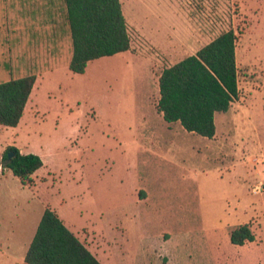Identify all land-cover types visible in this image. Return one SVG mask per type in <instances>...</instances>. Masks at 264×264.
Segmentation results:
<instances>
[{
    "label": "rangeland",
    "instance_id": "obj_1",
    "mask_svg": "<svg viewBox=\"0 0 264 264\" xmlns=\"http://www.w3.org/2000/svg\"><path fill=\"white\" fill-rule=\"evenodd\" d=\"M121 2L131 48L75 73L65 0H0V82L38 79L0 159L44 161L31 185L0 166V264H28L47 206L104 264H264V0ZM230 29L240 93L217 135L167 122L163 70Z\"/></svg>",
    "mask_w": 264,
    "mask_h": 264
},
{
    "label": "trees",
    "instance_id": "obj_2",
    "mask_svg": "<svg viewBox=\"0 0 264 264\" xmlns=\"http://www.w3.org/2000/svg\"><path fill=\"white\" fill-rule=\"evenodd\" d=\"M73 40L69 67L85 73L89 62L131 48V36L121 0H65ZM237 40L234 29L222 32L196 54L166 67L159 78V112L167 122H181L190 132L214 138L215 116L227 112L238 99ZM35 74L0 82V125L21 122L35 86ZM14 155L9 159V153ZM6 161L5 164H3ZM14 172L25 185L44 165L39 154L24 153L17 146L6 149L0 166ZM249 223L231 232V241L244 245L254 241ZM28 264H103L72 231L58 212L47 206L27 250Z\"/></svg>",
    "mask_w": 264,
    "mask_h": 264
},
{
    "label": "crops",
    "instance_id": "obj_3",
    "mask_svg": "<svg viewBox=\"0 0 264 264\" xmlns=\"http://www.w3.org/2000/svg\"><path fill=\"white\" fill-rule=\"evenodd\" d=\"M55 70H57V69H55ZM53 71H51V73H52ZM38 83V79L36 80V83H35V86H36V84ZM34 86V87H35ZM160 88V87H159ZM33 90H34V88H33ZM32 94H33V91H32ZM32 94H31V96H30V98L32 97ZM29 101H30V99H29ZM29 101H28V103H27V106H28V104H29ZM27 106H26V108H27ZM217 113H219V112H217ZM216 113V114H217ZM217 135V134H216ZM35 176V174L33 175V177ZM55 210V209H54ZM69 227V226H68ZM70 228V227H69ZM71 229V228H70ZM72 230V229H71ZM249 242H251V241H249ZM91 250V249H90ZM92 251V250H91ZM93 252V251H92ZM94 253V252H93ZM95 254V253H94ZM96 255V254H95ZM97 256V255H96ZM98 257V256H97ZM98 259H99V257H98ZM100 260V259H99ZM101 261V260H100ZM102 262V261H101ZM103 263V262H102ZM233 263H235L234 261H232V264ZM104 264V263H103ZM237 264V263H236Z\"/></svg>",
    "mask_w": 264,
    "mask_h": 264
},
{
    "label": "water",
    "instance_id": "obj_4",
    "mask_svg": "<svg viewBox=\"0 0 264 264\" xmlns=\"http://www.w3.org/2000/svg\"><path fill=\"white\" fill-rule=\"evenodd\" d=\"M13 155H14V153L13 152H10L9 153V159L12 158Z\"/></svg>",
    "mask_w": 264,
    "mask_h": 264
},
{
    "label": "built area",
    "instance_id": "obj_5",
    "mask_svg": "<svg viewBox=\"0 0 264 264\" xmlns=\"http://www.w3.org/2000/svg\"><path fill=\"white\" fill-rule=\"evenodd\" d=\"M258 189H259V186H257V187L255 188V192H257V191H258Z\"/></svg>",
    "mask_w": 264,
    "mask_h": 264
}]
</instances>
